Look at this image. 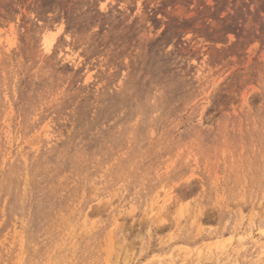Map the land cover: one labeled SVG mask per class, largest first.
Instances as JSON below:
<instances>
[{"label":"rangeland","instance_id":"rangeland-1","mask_svg":"<svg viewBox=\"0 0 264 264\" xmlns=\"http://www.w3.org/2000/svg\"><path fill=\"white\" fill-rule=\"evenodd\" d=\"M0 264H264V0H0Z\"/></svg>","mask_w":264,"mask_h":264},{"label":"bare ground","instance_id":"bare-ground-1","mask_svg":"<svg viewBox=\"0 0 264 264\" xmlns=\"http://www.w3.org/2000/svg\"><path fill=\"white\" fill-rule=\"evenodd\" d=\"M55 37L56 36H53V37H48V36H46L45 38H44V44L46 45V47L48 48V49H50L52 46H53V44H54V42H55Z\"/></svg>","mask_w":264,"mask_h":264}]
</instances>
